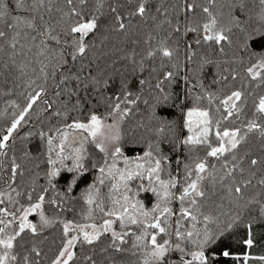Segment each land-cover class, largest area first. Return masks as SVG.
Wrapping results in <instances>:
<instances>
[{
  "label": "snow or ice",
  "instance_id": "1",
  "mask_svg": "<svg viewBox=\"0 0 264 264\" xmlns=\"http://www.w3.org/2000/svg\"><path fill=\"white\" fill-rule=\"evenodd\" d=\"M106 3L94 0L90 8V0H0V85H11L0 86V94L19 97L0 112V264H97L95 246L105 237L110 240L101 252L111 253L109 264H219L218 255L264 264V255L244 251L257 242L253 222L264 221V51L249 45L264 37V27L248 31L233 15L234 8L247 7L245 0H158L154 12L150 0H136L127 18L112 7L117 36H128L133 17L151 20L155 30L140 60L134 49L123 59L141 71L157 53L162 60L159 73L153 68L150 78L139 80V92L124 84L122 96L106 95L115 60L102 67L89 59L97 44L86 39L99 31ZM259 6L264 20V0ZM233 29L240 31V55L222 60L234 46ZM189 33L194 39L182 49L181 37ZM181 80L187 108L182 128L163 122L155 140L130 159L122 151L121 125L135 115L144 88L157 92L158 101L175 103L180 97L173 87ZM101 103L104 116L94 110ZM86 105L92 107L85 113ZM72 113L80 116L69 123ZM250 136L259 141V156L247 147ZM162 141L186 150L175 173ZM90 170L96 175L80 197L86 205L81 219L64 218L73 211L74 188ZM63 172L72 174L66 191L54 182ZM141 192L154 196L150 207L138 198ZM57 224L58 243L49 255L44 231ZM241 232L243 250L234 256L227 241Z\"/></svg>",
  "mask_w": 264,
  "mask_h": 264
},
{
  "label": "trees",
  "instance_id": "2",
  "mask_svg": "<svg viewBox=\"0 0 264 264\" xmlns=\"http://www.w3.org/2000/svg\"><path fill=\"white\" fill-rule=\"evenodd\" d=\"M173 0H168V3H172ZM247 7L242 11L240 8H234L233 15L237 17L238 20L243 22V26L248 31H255L257 28L264 27V20L260 18V6L259 0H245ZM152 5V11L154 12L155 6L158 3V0H150ZM203 3V0H201ZM219 3H224V0H219ZM90 8L94 7V0H90ZM136 6V0H132V3H129V0H107V3L104 7V15L100 18V29L95 36L89 35L86 37L89 42L95 41L97 47L91 49L89 51V59L97 58L98 62L101 64L102 67L111 64L113 60H115V68L109 69L108 76L111 78V83L109 88L107 89L106 95H111L113 93L120 94L121 96L124 94V88L122 85L126 84L129 89L133 92L140 91L139 80L140 79H148L152 76V69L156 68L157 73L160 72L161 68V60L162 57L159 53L152 58L147 59L144 61L145 68L143 71L140 70L139 65H133L129 60L123 59V57L132 52L133 49L137 53L136 59L140 60L145 54L146 51L149 49V45L145 44L144 41L147 39V34L149 32H155L152 21L148 20L147 22L142 21L139 17H133L132 22L134 27L129 31L128 36H117L115 33L111 31V24H112V17L113 13L111 12L112 7H118L119 11L124 13L125 17L127 18L128 13L133 10ZM55 13L53 16L55 17ZM48 18L47 16L45 17ZM184 16L181 13V20H183ZM53 23H55V19H53ZM233 40L234 46L233 48L228 50V56L222 57V60L230 58L233 53L237 56L240 55L239 52L236 50L235 42L236 37L240 35L239 29H233ZM166 33H161L164 35ZM193 33H189L186 36L181 37V48L183 49L184 45L187 42H190L194 39ZM108 36L109 39L105 42L103 46H100V40L104 37ZM259 39V37H257ZM135 42V43H134ZM156 41H152L151 44L153 47L156 46ZM250 51L260 53L264 51V37H261L259 40H252L249 41ZM201 54H205L203 50H201ZM247 59V56L244 57ZM87 62V61H86ZM166 63V60H165ZM222 67H228L225 63ZM183 75V73H182ZM2 81V78H0ZM7 89L11 87L10 84L8 85H0ZM239 86V85H237ZM173 91L179 95L180 100L173 102H165L162 99L157 100V92L150 91L147 87L144 88L141 102L139 103V108L136 111L135 115H130L129 117L125 118V121L121 125L122 128V151H124L125 155L128 156L130 159L134 158L138 154H142V149L146 147V141L149 138L155 140L154 130L156 127L163 126V122H175L177 125L181 126L182 128V120L183 114L187 110V108L182 103L184 100V96L186 94L185 86L183 81L181 80L179 83L174 85ZM147 99L149 101V105H145L143 100ZM12 100L19 101V97L16 94L9 95L6 92L4 94H0V112H3L6 109ZM96 101L93 100L92 104H95ZM190 106V101H189ZM92 105L85 106V113ZM251 102H249V107L245 109V111H250ZM95 112L98 115L104 116L107 113L106 105L101 103L95 107ZM153 113L155 114L153 116ZM10 110L5 115V119L10 116ZM75 116H80V113H72L69 116L68 122H72V118ZM86 114L83 119L86 120ZM23 131V130H22ZM183 134H186L182 132ZM181 136V138H182ZM36 141L30 145V149L34 151V145ZM18 146L20 142H17ZM162 151L169 156L171 161V169L175 173L177 170L176 160H183L186 155V150L183 149H175L172 145L168 144L166 141H162L160 144ZM251 149L255 156L260 155V147L259 141H257L255 136H250V142L247 146ZM89 151L93 157L97 160H102V154L99 153L93 144L88 145ZM70 163V162H69ZM89 167L91 169V161H88ZM122 167V163L118 165ZM43 167V165H42ZM96 172L95 170H90L85 176L81 177L79 183L74 188V194L76 199L73 201L71 207L73 211L71 212H64L62 216L66 219L72 220L75 219L79 221L81 219L80 212L83 208L86 207L84 205L83 200L80 198L84 189L87 187L88 183L94 182ZM72 174L63 172L60 177L56 178L54 182L57 183V187L60 190L66 191L67 190V183L71 179ZM43 183V180H41ZM103 193L106 195L107 188L102 189ZM139 199L147 206H151L154 203V196L150 192H141L138 196ZM174 207H178V205H174ZM55 210L51 209L50 206H47V214L49 216L54 215ZM253 216H258L259 212L258 209L252 213ZM118 227V225H117ZM61 231V226L57 224L55 227L51 229H46L44 231V236L47 237V240L42 245L46 251L49 252V255L55 251L54 242L58 243L56 237H58ZM252 231L256 237V244L253 246L252 249L244 250L248 253H251L252 256H260L264 255V221L262 220H255L252 225ZM243 238V232L239 236H234L231 240L227 241V243L231 244V249L233 255L241 254L243 250V245L239 244L237 241ZM110 237L102 238L101 241L97 242L95 246V255L94 259L97 261V264H109L108 256L111 254L102 253L101 249L106 246L109 242ZM131 245V239L129 240V245ZM79 252V246L77 248ZM91 253V249H88ZM216 259L219 261V264H239V261H234L230 257H223L222 255H218ZM80 264H83L81 261Z\"/></svg>",
  "mask_w": 264,
  "mask_h": 264
},
{
  "label": "rangeland",
  "instance_id": "3",
  "mask_svg": "<svg viewBox=\"0 0 264 264\" xmlns=\"http://www.w3.org/2000/svg\"><path fill=\"white\" fill-rule=\"evenodd\" d=\"M107 122H108V123H111V122H112V120H111L110 117L108 118ZM30 219L36 220L37 218H36L35 216H33V217H30Z\"/></svg>",
  "mask_w": 264,
  "mask_h": 264
},
{
  "label": "clouds",
  "instance_id": "4",
  "mask_svg": "<svg viewBox=\"0 0 264 264\" xmlns=\"http://www.w3.org/2000/svg\"><path fill=\"white\" fill-rule=\"evenodd\" d=\"M106 134H107V130H105Z\"/></svg>",
  "mask_w": 264,
  "mask_h": 264
}]
</instances>
